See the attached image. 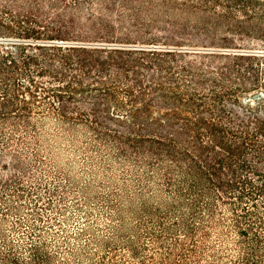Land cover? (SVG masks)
<instances>
[{
	"label": "trees",
	"instance_id": "obj_1",
	"mask_svg": "<svg viewBox=\"0 0 264 264\" xmlns=\"http://www.w3.org/2000/svg\"><path fill=\"white\" fill-rule=\"evenodd\" d=\"M262 25L239 0H0V224L24 177L52 222L51 125L126 168L85 243L0 228V264H264V37L233 43Z\"/></svg>",
	"mask_w": 264,
	"mask_h": 264
},
{
	"label": "rangeland",
	"instance_id": "obj_2",
	"mask_svg": "<svg viewBox=\"0 0 264 264\" xmlns=\"http://www.w3.org/2000/svg\"><path fill=\"white\" fill-rule=\"evenodd\" d=\"M239 1L252 9H264V0ZM241 25L246 28L252 27L247 22ZM253 36L264 37V29H252L250 34L236 37L233 43L238 47H244L243 49L260 47L261 42L254 40ZM201 40L205 43L206 39L201 37L197 41ZM53 130L51 125L45 146L49 156L41 171H37L38 176L42 178L43 183H47L48 187L52 188L58 181V184H61L57 193L53 196L49 195L51 205L46 204L42 199L39 202L42 206L39 211L45 216L52 217V222H48L50 218L47 220L48 223L37 220L38 215L30 204V201L37 198L35 192L42 196L48 195L45 185H40L42 187L32 193L33 181L24 177V193L22 196H17L15 184L12 182L11 188L5 191L8 202L4 206L7 209L0 224V228L4 230L11 243L16 244L24 238L25 234L31 230L32 223L48 225L47 229L53 231L55 236L63 241L60 244L64 246V249H68L69 245L85 243L87 236L82 233V228L89 224L92 230L99 232L105 223L103 207L99 204L100 196L112 193L116 183L123 180L122 174L126 168L122 163L103 160L98 153H87L82 148L79 138V141L72 140L69 136L57 135ZM0 174L5 178L10 176L5 169H0ZM18 219L21 220L19 224L16 222L19 221ZM3 244L5 243L0 241V247Z\"/></svg>",
	"mask_w": 264,
	"mask_h": 264
}]
</instances>
